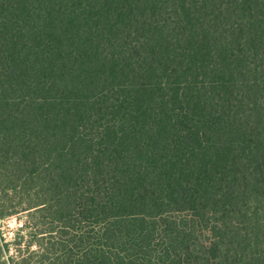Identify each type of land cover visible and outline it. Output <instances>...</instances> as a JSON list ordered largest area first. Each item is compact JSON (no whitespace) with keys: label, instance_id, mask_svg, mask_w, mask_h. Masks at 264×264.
<instances>
[{"label":"trees","instance_id":"obj_1","mask_svg":"<svg viewBox=\"0 0 264 264\" xmlns=\"http://www.w3.org/2000/svg\"><path fill=\"white\" fill-rule=\"evenodd\" d=\"M25 211L22 264H264V0H0V219Z\"/></svg>","mask_w":264,"mask_h":264},{"label":"rangeland","instance_id":"obj_2","mask_svg":"<svg viewBox=\"0 0 264 264\" xmlns=\"http://www.w3.org/2000/svg\"><path fill=\"white\" fill-rule=\"evenodd\" d=\"M28 219L27 211L0 219V247L10 264H22L25 258L33 263L42 254L36 234L39 226Z\"/></svg>","mask_w":264,"mask_h":264}]
</instances>
